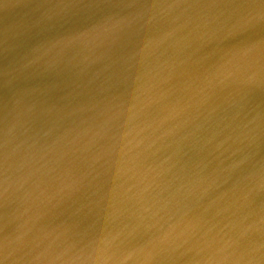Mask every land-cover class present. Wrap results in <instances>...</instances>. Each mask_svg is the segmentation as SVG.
<instances>
[{"label": "water", "instance_id": "water-1", "mask_svg": "<svg viewBox=\"0 0 264 264\" xmlns=\"http://www.w3.org/2000/svg\"><path fill=\"white\" fill-rule=\"evenodd\" d=\"M166 1L167 12H163L164 0H131L117 14V10L110 12L112 8L107 11V0H80L77 8L83 11L87 28L80 31V27L69 25L73 34L62 43L60 40L64 38L59 34L61 24L57 20L54 0H0V264H15L12 250H19L23 255L19 257L20 264H53L50 257L54 253L49 243H55L61 235L49 233L53 226H43L42 232L37 230V214L46 210L44 215H47L58 203L71 206V199L65 194L88 197L84 204V224H94L99 213L117 208L116 204L106 203L96 207L105 201L97 202L87 193L94 189L102 193L118 187L128 189L132 197L137 193L142 198H133L135 202L151 205L153 211L166 221L168 205L164 207L165 201H169L170 206L182 204L170 191L180 195L178 187L190 182H196L198 189L194 204L205 211L207 217L201 220L199 215L198 220L192 222L193 211L184 222L193 240L187 244L190 254L200 255L210 264L264 263V239L250 233L252 225L216 217L217 199L226 193L230 195L231 178L237 176L239 181L250 183L249 175L252 176L257 168V155L264 148V107L252 97L254 87L264 93V39H237L249 33L264 15V0H257L259 6L255 7H246V0H226L229 1L226 13L232 15L242 9L248 15H256L254 24L235 15L222 30V18L214 22L217 39L207 41V34L201 32L203 37L189 39L182 54L176 52L170 58L179 63L192 58L204 65L211 59L220 62V59L244 50L250 53L247 61L250 65L245 67L246 62H239L241 67L247 68L244 76L247 82L226 91V94L241 95L244 104L241 101L239 106L230 105L224 113L223 121L212 134L213 141L208 144L210 160L199 162L200 158L192 159L191 153L177 160L185 166L176 173L169 170L161 173L158 167H152L150 171L141 168L137 156L143 147L152 152L150 149L156 142L153 129L144 125L147 118L138 114L136 121H129L127 109L113 112L108 96L100 93L103 89L111 92L118 88V85H111L109 89L102 77L106 72L127 76L126 79L132 82L145 83V78L153 80L151 68L126 66L130 62L122 64L124 60L120 54L131 42L152 29L155 20L169 15L187 1L199 8V0ZM71 4L70 0V8ZM141 24L144 25L136 28ZM255 31L258 33L259 29L255 28ZM159 32L158 47L162 38L166 43V38L161 37L165 32ZM86 38L91 40L87 47L84 46ZM96 44L113 45L114 50L96 53L92 50ZM114 53L117 60L120 57L119 63L113 58L105 61V57ZM176 55L180 56L178 60H174ZM79 57L84 60L80 61ZM61 59H73L71 74L66 80L62 66L58 64ZM79 67V72L75 73ZM119 82L126 85L124 79ZM238 107L239 113L231 114ZM62 118L69 119L71 130H66ZM135 126L136 132L142 134L144 131L138 145L133 143V137H127L128 133L134 132ZM196 135L193 133L192 137ZM262 160L264 152L260 162ZM247 163L250 165L244 167ZM139 170L144 172L143 175ZM64 172H67L65 177ZM99 173L109 176L104 188L97 185ZM244 174L248 177H242ZM142 177L144 179L139 182ZM260 179H264V175ZM118 204L116 213H109V216L124 217L129 211L138 210L137 207L127 210L132 203L126 198ZM127 221L139 224L136 219ZM105 224L101 226L105 227ZM125 226L122 221L119 227ZM32 242H39L37 249L27 247ZM184 242L181 235L175 244L180 246ZM88 248L86 244L84 248L83 245L73 247L68 252L74 257L73 264H89L84 257ZM128 250L132 249H125ZM98 257L113 264L112 257Z\"/></svg>", "mask_w": 264, "mask_h": 264}, {"label": "bare ground", "instance_id": "bare-ground-1", "mask_svg": "<svg viewBox=\"0 0 264 264\" xmlns=\"http://www.w3.org/2000/svg\"><path fill=\"white\" fill-rule=\"evenodd\" d=\"M79 1L71 0L70 8V0H54L57 20L61 24L59 34L64 38L60 40L62 43L67 42L68 37L73 34L69 25L74 24L76 27H80V31L87 28L86 22L83 21V11L77 8ZM129 1L131 0H116V2L107 0V11L112 8L110 12L117 10L116 13L119 14L120 9ZM164 1L165 11L163 12H167L169 11L167 10L169 6L166 3L168 1ZM185 1L182 0V2ZM190 1L192 2V0ZM115 3H119V5L114 7ZM228 5L229 1L226 0H199V8H195L194 3L187 1L169 15L155 20L151 25L152 29L143 33L135 42H131L127 46L128 49L124 50L121 46L124 50L120 54L121 59L124 60L122 64L130 62L126 66L136 65L151 68L152 81L145 78V83L132 82L126 79L127 76H113L110 72L102 74L103 79L109 84V89L111 85H118V88L111 92H107L105 89L100 92L110 99L113 112H122L127 109L129 121H136L137 115L142 114L145 119L147 118L144 125L154 131L153 137L156 142L150 149L152 152L143 147L137 156L136 160L139 162L137 164L141 168L145 167L147 171H150L152 167H158L161 173L165 170L176 173L179 168L185 166L183 162L179 163L178 159H182L184 156L188 157L191 153L192 159L200 158L199 162L210 160L208 144L213 141L212 134L223 121L224 113L230 105L239 106L241 101L244 104L241 95L226 94V91L232 86L234 88L239 87L247 82V79L244 78L247 68L241 67L239 62H246L245 67L250 65L251 63L247 62L250 56L249 52L244 50L239 54L222 58L220 62L211 59L209 63L206 62L204 65H200L192 58L181 60L180 63L170 59L173 53L182 54L189 39L197 40L198 36H201V32L207 34L205 37L207 41L217 39L218 31L214 22L220 21L222 18V30L227 28L228 23L232 22L235 15L250 25L252 22L254 24L256 15H248V12L242 9L236 14L230 15L231 12L226 13ZM245 6H259V2L246 0ZM257 9L259 10L260 7ZM143 25H137L136 28ZM159 31L165 32L164 36L161 37L166 38V43H163V38L161 39V48L156 46L158 43L156 41L160 38ZM196 31L199 32L194 35ZM85 41L87 42L84 46L87 47L91 43L88 41L91 40L86 38ZM100 41L102 43V40ZM124 45L126 46V44ZM112 47L113 45L96 44L92 50L96 53H101L104 50L106 53H111L114 50ZM82 49L85 48L82 47ZM116 53L105 57V61L109 62L110 58H113L117 63L120 57L117 60ZM174 58V60H178L180 56L176 55ZM79 60L83 61L84 58L79 57ZM72 62L73 59H61L58 63L62 66L65 80L71 74ZM79 70L80 67L75 70V73ZM122 79L126 83L125 86L119 82ZM254 90L255 94L252 97L260 101L264 107V93L259 91L257 87H254ZM239 109L240 107L234 109L231 114L239 113ZM62 119L66 130H71L69 119ZM135 125L137 126V123ZM136 126L134 132L128 133L127 137H133V143L138 145L144 131L142 134L139 131L136 132ZM193 133L197 134L195 138L192 137ZM263 152L264 148L257 155L256 170L252 176L249 175L252 178L251 182H241L237 176H233L230 180L232 186V189H229L230 195L226 193L219 196L216 202L219 204V207L216 208V217L219 220L248 223L252 225L250 233L252 235L254 233L259 239H264V208L262 207L264 205V179H260L264 175V160L260 162ZM249 165L250 163H247L244 167ZM142 173L144 172L139 170V174ZM63 176H67V172H64ZM244 176L246 174L242 177ZM144 177L139 182H142ZM108 179L109 176L105 177L99 173L97 185L106 187V180ZM137 180H132V182ZM116 181L119 182L121 179H116ZM178 189L180 195L176 191H169L170 194H175L182 204L170 206L169 201H165L164 207L166 208L168 205L165 214L166 221L153 211L151 205L135 202L134 199L140 200L142 198L137 193H134L132 197L128 189L122 190V187H118V189L107 190L102 193L94 189L87 194L91 195L97 202L105 201L98 203L96 207H103V204L106 203L116 204L115 207L118 208V202L126 198L132 203L127 210L132 207L138 208L134 213L129 211L124 217L109 216V213H116V208L112 211L99 213L94 224H84L82 222L86 216L84 204L88 197L65 194L64 196L71 199L72 208L70 205L65 206L66 204L58 203L50 209L47 215H44L46 210L40 211V215L37 214V230L42 232L43 226H53L49 233L58 232L61 235L55 243H49L51 251L54 253L53 257H50L53 264H73L74 257L70 256L68 252H71L73 247L77 248L83 245L84 248L86 244L89 248L84 257L89 264H111L110 262H103L98 257L99 255L112 257L113 264H210L209 261L203 260L200 255H191V252L187 250L188 242L193 240H191V232L187 230L189 227L184 222L188 221L193 211L192 222H196L199 215L201 220L207 218L204 214L205 211L196 208L194 204L198 197L197 184L196 182H190L187 185L181 184ZM156 197L158 199L157 193ZM131 216L132 218H130ZM80 219L81 221H79ZM128 219H136L139 224L130 223L127 221ZM122 221L127 226L119 227ZM103 223H106L105 227L101 226ZM212 234H216V232L212 231ZM181 235L185 242L178 246L175 241ZM37 243L39 242H32L27 247L37 249ZM126 248L132 250L125 251ZM12 253L15 264H20L21 258L19 259V257L23 255H20L19 250H12Z\"/></svg>", "mask_w": 264, "mask_h": 264}, {"label": "snow or ice", "instance_id": "snow-or-ice-1", "mask_svg": "<svg viewBox=\"0 0 264 264\" xmlns=\"http://www.w3.org/2000/svg\"><path fill=\"white\" fill-rule=\"evenodd\" d=\"M255 28L259 29L258 33L255 31ZM256 38L264 39V15L260 17L259 21L249 33L237 37L238 40H250Z\"/></svg>", "mask_w": 264, "mask_h": 264}]
</instances>
